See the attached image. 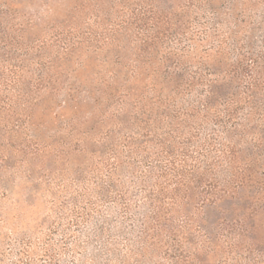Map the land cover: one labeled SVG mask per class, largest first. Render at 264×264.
I'll return each instance as SVG.
<instances>
[{
  "label": "trees",
  "instance_id": "16d2710c",
  "mask_svg": "<svg viewBox=\"0 0 264 264\" xmlns=\"http://www.w3.org/2000/svg\"><path fill=\"white\" fill-rule=\"evenodd\" d=\"M69 1L0 0V150L18 140L21 147L0 157V173L19 156L32 173L26 161L42 147L53 146L58 157L71 149L24 135L41 99L61 96L60 109L74 111L63 134L75 145L87 139L97 157L87 171L92 179L79 174L75 196L63 199L57 214L65 213L59 219L68 217L70 228L102 213L95 238L107 262L262 256L264 33L259 48L250 39L245 50L239 38L248 27L233 16L264 0ZM202 10L211 11L213 27L195 41L187 27ZM89 61L97 70L84 84L75 71ZM90 105L86 118H77ZM109 204L117 209L119 250L102 238L105 222L112 223L104 212L116 214ZM68 235L64 252L73 245ZM44 249L43 264H55L53 245Z\"/></svg>",
  "mask_w": 264,
  "mask_h": 264
},
{
  "label": "rangeland",
  "instance_id": "374dc122",
  "mask_svg": "<svg viewBox=\"0 0 264 264\" xmlns=\"http://www.w3.org/2000/svg\"><path fill=\"white\" fill-rule=\"evenodd\" d=\"M75 1L70 0L68 6H73ZM216 9L217 12L220 11L219 13H221L222 8L216 6ZM24 11H27V8ZM233 17H237V23L241 21L238 24H245V27H248L246 34L241 33V38H239L240 46L246 50L247 48L245 47H247V42L250 39L255 43V39L258 40L264 33V1L257 8L254 6L246 16L236 11ZM212 18L214 17H212L210 10L191 13L187 34L189 32L190 36L193 33L194 40H200L202 37H200V33L204 29L213 27L214 21ZM253 27H256L254 32L249 30V28L252 29ZM261 27L262 29H260ZM193 44L196 46L195 42ZM259 46L258 40V48ZM234 60V55L230 54L228 63L233 64ZM195 69H192V71H195ZM96 70L97 68H95L93 62L89 61L86 69H78L75 74L81 82L89 84V82L93 81ZM208 70L209 68H203L202 70V76H205V78L209 77ZM59 100H62L61 96L58 99L44 96L35 108L31 120L26 124L24 135L28 137L38 136L42 146L44 144L48 145L52 140H55L65 144L68 143L71 149L66 147L63 150V156L58 157L53 146L49 148V152L46 150V146L40 148L39 156L37 158L32 157L33 162L28 159L26 161L32 163V173L28 171V163H26L27 166L23 165L25 159L22 160L20 156L18 158L14 157V159H17L13 160V162H18V165L15 163L13 167L1 170L0 264H43L44 258L41 255L47 243L53 245L55 264H72V262L74 264H118L113 260L107 262V255L99 251L101 240H97L95 236L98 230L97 227H100L101 223H103L102 213L91 214L86 223L71 226L70 228L68 217H63V220L59 219V216L65 213L62 211L59 215L57 214V208L62 200L75 196L74 190L78 185H76L77 176L82 173L80 176L84 180L92 179V176L87 171L90 170L92 162L95 161L93 159L97 157L96 153H93L95 149L90 148L87 139H85L84 143L75 145V138H71L72 136L69 138L63 134L66 123L74 116V111L71 112L69 109L62 111L59 107L61 105ZM92 108L91 105L82 106L79 110L81 116L77 115V118H86L85 114L91 112ZM73 122L76 121L74 120ZM81 123L83 122L81 121ZM97 128L99 127L97 126ZM80 129L83 130L82 128ZM100 132H103L101 128ZM88 138L90 139L91 137ZM99 138L100 136H94L91 140H99ZM3 145L5 147L1 148L0 157L2 155L3 157L7 156L9 150L15 151V148H21L19 147V140L17 142L13 141L12 149L6 147L10 146L9 142ZM79 148L84 149V152L80 153ZM52 156L56 157V160L51 158ZM92 202H94V199H92ZM110 206L113 207L112 209L115 212L117 211L114 205L109 204L108 207ZM104 213H107L105 216H110L107 220H112V223L105 222L104 227L107 232L102 235L103 241L108 240L110 242L109 248L119 250L121 249V244L116 239V230L113 229L117 212L114 215L110 214L111 211H105ZM199 216L203 218L201 215ZM66 232L70 238L66 242H72L73 245L76 244L79 247L74 248L73 245H69L70 248L64 252L61 243ZM259 235L260 242L264 244V228ZM195 238L194 240L196 243L198 242V246L200 238H196L197 240ZM111 239L113 240L111 241ZM194 248L195 246L191 250L195 252ZM101 250L103 251L102 248ZM262 251V256L257 254V252L253 253L251 259H254V262L245 259L244 256L233 260L232 256L234 254L227 255L216 252L206 258L205 264H264V249ZM150 254L148 253L146 256ZM152 259L150 264H169L164 258L160 257V254H158V257H155L154 254ZM225 260L230 261L224 263ZM128 263L133 264V261L130 260ZM146 264H149V262Z\"/></svg>",
  "mask_w": 264,
  "mask_h": 264
}]
</instances>
